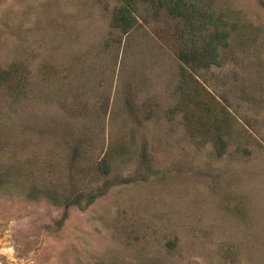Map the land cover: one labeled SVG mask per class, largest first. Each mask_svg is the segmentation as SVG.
<instances>
[{
    "label": "rangeland",
    "instance_id": "rangeland-1",
    "mask_svg": "<svg viewBox=\"0 0 264 264\" xmlns=\"http://www.w3.org/2000/svg\"><path fill=\"white\" fill-rule=\"evenodd\" d=\"M204 1L264 42L257 0ZM116 2L0 0V65L23 81L0 83V264H264V46L193 73L224 109L215 154L204 114L167 112L173 19L146 6L110 40Z\"/></svg>",
    "mask_w": 264,
    "mask_h": 264
},
{
    "label": "trees",
    "instance_id": "trees-1",
    "mask_svg": "<svg viewBox=\"0 0 264 264\" xmlns=\"http://www.w3.org/2000/svg\"><path fill=\"white\" fill-rule=\"evenodd\" d=\"M257 2L264 9V0H257ZM146 6L155 9L159 6L163 7L173 19L178 35L179 82L175 91L179 99L181 97L183 100L181 101L183 106L180 101L176 102L177 104L169 107L167 112L171 114L174 111H182V117L185 120H189L192 115L189 107L204 114L207 120L206 130L211 133L215 141L214 152L222 153L226 146L225 130L220 119L224 109L209 102L203 94L204 86L196 80L194 77L196 74L193 73L199 72L202 68L206 69L210 65L219 66L231 43H234L239 51H244L250 48L251 44L253 47L257 43H260L263 48V39H258L260 38L258 35L252 36L249 30L246 31L241 26L244 21L239 23L236 18H230L224 11L216 10L204 0H117L110 9L108 21L110 38L107 39L118 40L120 34L126 33L136 24L137 13ZM108 43L107 40L105 44ZM9 77H12L11 81L16 88L21 87L23 81L20 67L0 65V83L6 84ZM93 170L101 176L108 173L109 163L105 156L94 164ZM4 182L5 179L0 173V187L4 185ZM94 195L89 196L80 189L78 194L75 192L71 200L67 201L76 200L77 202L85 196L88 203ZM67 201L66 203H69Z\"/></svg>",
    "mask_w": 264,
    "mask_h": 264
}]
</instances>
